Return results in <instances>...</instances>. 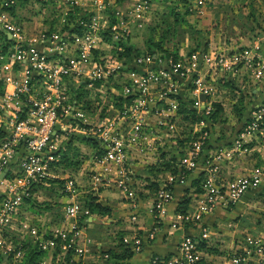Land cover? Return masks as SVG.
<instances>
[{"label": "built area", "instance_id": "2783aa9c", "mask_svg": "<svg viewBox=\"0 0 264 264\" xmlns=\"http://www.w3.org/2000/svg\"><path fill=\"white\" fill-rule=\"evenodd\" d=\"M13 1L0 0V31L9 34V40L0 39V85L5 81L13 84L9 92L0 89V122L2 111L7 113V126L0 137V175L5 170L0 177V264H23L25 249L22 244L25 240H29L37 251L45 252L49 264H75L78 261L83 264L85 256H90L95 264H110L107 254L101 252L99 241L92 240L86 234L85 223L93 213L84 206L81 196L96 184L107 180L102 170L110 166L113 171L110 180L130 200L134 211L129 221H135L137 211L132 201L134 190L131 187L133 171L130 160L134 159L132 152L144 147L150 148L153 140L172 139L177 134L184 145L178 171L167 174L157 186L149 208L155 220L163 219L171 200L170 185L182 182L185 171L199 169L202 180L198 201L184 214H173V221L193 223L195 233L178 237L175 254L165 260L153 257L149 264H196L199 258L197 239L205 238L207 232L202 216L217 206L234 204L243 191L264 181V165L247 175L225 180L221 179L217 165L220 158L232 159L236 155L251 153L254 144L262 143L264 146V103L256 104L249 111L245 124L230 145L210 154L209 158L208 155L205 156L204 162L198 167L196 160L204 141L208 139L206 123L202 120L190 122L184 135H181V131L175 135L174 128L167 121L157 122L162 128L158 125L145 128L150 112L155 110V114H160L162 111L157 102L177 88L171 77L188 76V81H193L194 65L188 67L178 60L162 59L154 52L140 53L134 58V62L144 73L138 78H133L136 73H130V81L121 90L124 102L114 116L105 115L103 118L92 119L86 113H73L67 103L63 76L83 78L88 86L97 81L99 89L100 86L103 88L106 79L117 68L107 63L110 57H94L92 50L96 49V17L89 18L84 31L71 35L65 62L58 65L47 61L45 55L28 42L22 30L9 17L8 11L3 7H10ZM189 1H192L193 7H198L203 0ZM151 3L153 0H136L131 4L133 14L146 11ZM113 37L117 42L122 36L120 32H116ZM260 38L264 44V33ZM39 39L49 42L58 40L56 36L47 37L44 33L39 35ZM205 60L207 62L209 58ZM210 62L209 66L216 72H233V68L237 70L239 66L247 71L251 80L264 79V51L259 46L215 54ZM154 64L157 68L151 67ZM32 74L44 84L43 93L34 90V86L31 87L29 81ZM194 88L196 90L192 93V106L195 109L200 107L201 112L207 115L211 106L201 101L200 97L209 96L212 94L211 90L202 87L196 80ZM155 89L158 90L152 95L151 91ZM100 93L106 94L105 91ZM101 101L104 102V99ZM68 117L71 119L65 121ZM57 130L65 135L76 133L95 139L97 146L88 164H97L100 170L89 172L85 180L83 178L87 171L82 172L80 178L68 174L60 178L63 182L58 191L66 200L59 212L62 219L53 226L49 221L39 220L37 216L26 212L23 197L28 195L31 187L46 185L49 179L59 178L55 174L58 170L51 164L50 154L54 149ZM65 225H69V230H65ZM154 230L155 227H151L148 238L153 237ZM121 242L129 247L131 253L138 252L141 248V239L135 236L123 235ZM246 243L256 254L264 251V245L256 240L249 238ZM238 249L241 251L230 252L217 264H245V257L241 252L249 254V250ZM43 257L38 259L37 264H44ZM116 264L129 263L122 261Z\"/></svg>", "mask_w": 264, "mask_h": 264}, {"label": "crops", "instance_id": "0c3cea01", "mask_svg": "<svg viewBox=\"0 0 264 264\" xmlns=\"http://www.w3.org/2000/svg\"><path fill=\"white\" fill-rule=\"evenodd\" d=\"M135 1L73 0L68 2L67 0H61L60 19L62 21L57 29L49 26L44 27V23H40L41 31L37 33L36 30L35 33L28 35V42L43 53L47 61L59 65L65 62V54L69 52L67 43L70 41L71 35L76 33V30L79 31L78 33L84 31L90 21L89 18L96 17L98 21L95 31L97 34L95 39L96 49L92 50L94 57H97L96 55L102 58L110 57L107 63L117 68L113 71L112 76L106 79L103 88L100 86L99 89L100 84L97 81H93L92 86H88L87 81L83 78L76 79L72 75L63 76L67 103L71 106L73 113H86L92 119L103 118L105 115L114 116L124 102L121 90L130 81V73H136L133 78H138L140 74L144 73L143 69L135 64L134 58L140 53L148 52L149 47H153L150 53L154 52L155 55L178 60L182 65H188V67L194 65L192 76H196L199 85L210 89L212 93L209 96H204L203 101L207 102L208 98L213 97L215 94L214 97L226 94L234 96L236 94L235 102L232 99L230 104L226 100H216L221 111L229 110V108L226 109L227 104L231 106L230 115L233 119L236 117L234 115L235 108L249 106L251 111L256 104L264 103V79L260 81L251 80L250 75L242 71L239 66L237 70L233 68V72H216L211 69L209 64L207 65V63H211L212 56L215 54L231 53L234 49H253L255 46L263 49L264 44L261 42L260 35L264 33V28L258 31L253 30L254 25L252 24L249 27L252 35L241 42L238 34H235L234 37L226 36L223 28L230 26L235 32L236 24L232 21L230 24L224 22L223 16L221 17L222 12L213 6L214 2L212 1L208 4H211L212 8H208V6L205 7V4L209 0H203L198 7L189 4V0H177V3L180 2L183 5L178 4L180 5L178 8L173 7L172 9V5L166 4L168 2L153 0V6L163 4L166 10H161V6L160 8L154 6L153 10L149 7L151 10L147 9L134 15L131 4ZM71 3L75 4L72 8L69 6ZM175 4L173 3V5ZM250 5L252 6L251 0L248 2V6ZM168 6L171 8L168 9ZM249 12L251 13L249 15L250 19V16H253L254 13H252V9ZM250 20L256 22V19L252 18ZM72 30L73 32H71ZM116 32H120L122 36L117 42L113 39ZM41 33H44L47 37L54 35L58 40L54 42L40 41L39 35ZM4 35L9 40V34L4 33ZM127 48L131 49L130 54H127ZM206 58H209V61L206 62ZM131 62L136 69L128 68ZM151 67L157 68L155 64ZM162 67H165L164 64H162ZM246 78L248 81H252L254 85L249 87L250 94L248 98L243 94L245 97L244 102L237 104L236 100L241 96L243 97V87L235 88L232 84L240 85L243 83L241 79L246 82ZM188 79H190L188 76L171 77V80L177 84V88L167 97L157 102L162 111L160 114H155V110L151 111V114L147 116L145 128L153 125L161 127L162 125L157 124V122L166 123L167 121L174 128L175 135L179 131H181V135L186 134L190 122L194 121L187 118V115L192 114V111L188 113L186 107L191 110L195 109L192 106V93L196 90L193 82H188ZM200 80L202 81L199 82ZM29 82L31 87L34 86V90L43 93L45 88L39 77L32 74ZM12 88L13 84L10 81L2 82L0 85L2 91L9 92ZM101 91H105L106 94L100 93ZM90 93L93 95L90 96ZM201 97L200 100L202 101ZM102 99H104V102L101 101ZM201 110L199 107L198 113ZM2 114L0 137L4 134L7 126V113L3 110ZM70 119L71 117H68L65 121ZM208 126L206 124V127ZM209 128L213 132L215 130L214 124H210ZM55 135L54 149L50 153L52 156L51 164L56 162L52 166L58 170L55 174L59 179L65 177L66 174L80 178V174L85 172L87 164L83 166L79 164L76 167L64 166L58 164L59 158L62 154L73 152L71 154L75 153L73 158L77 160L76 157L80 151L74 150L75 147L72 145L77 142L81 146V150L82 148L86 149L89 160L96 147L94 141H97L76 133L65 135L59 130L56 131ZM179 140L181 139H179L178 134L172 139L153 140L150 148L144 147L140 151L134 150L132 152L134 157L130 160L133 171L131 187L134 190V200L132 201L135 203L137 211L136 219L133 222L129 221V217L134 211V208L130 206V200L110 180L113 172L112 167L108 166L106 170H102L105 175L104 178H107V180H103L101 184H96L88 192L95 194L96 201L107 206L110 211L109 214L103 215L92 212V216L87 218L85 225H87L86 234L92 240L99 241L103 250L115 246L118 232H121L124 236H135L140 238L143 243L140 250L132 252L127 261L129 264H149L151 258L157 257L155 255L175 254L178 237L194 233L195 225L193 223L173 221L172 213L181 197L189 198L187 209H191L198 201L199 193H194L191 187L185 190V188L181 189L182 186L180 185L174 186L171 190V201L166 207V215L163 219L155 220L149 208L153 193L145 188L146 178L154 180L160 185L167 174H173L171 170H177L179 160L183 157L182 151L184 148L183 142ZM253 147L251 153L236 155L232 159L220 158L217 165L221 179H232L239 175H247L255 168L264 165L263 144L257 143ZM222 148L224 147L218 146L209 149L206 156L208 155L209 158L210 154ZM167 165L168 167H166ZM88 168V173L100 170L97 164H88ZM199 172V169L195 170V173L198 174ZM50 186L47 183L46 185L34 187L25 196L26 198H23L25 199V206L28 208L26 212L37 216L39 220L45 219L51 225L56 226L62 219L59 212L66 199L58 191L59 183L56 187ZM229 205L217 206L202 216L203 225L207 230L206 237L202 240L207 247H214L218 252L198 249L199 257H203L205 262L209 264H217L230 252L241 251L238 248H244L249 250V254L241 252L245 257V264H264V251L261 254H256L246 243L247 239L250 238L264 245V181L243 191L240 199L231 206ZM151 227H155V230L153 237L148 238ZM68 228L69 225H65V230ZM55 240L57 241V239ZM23 242L33 246L29 240ZM39 253L38 259L44 256V264H49V258L44 255L45 252ZM252 254L257 256L255 260H253ZM93 262L90 256H85L82 260L83 264Z\"/></svg>", "mask_w": 264, "mask_h": 264}, {"label": "rangeland", "instance_id": "374dc122", "mask_svg": "<svg viewBox=\"0 0 264 264\" xmlns=\"http://www.w3.org/2000/svg\"><path fill=\"white\" fill-rule=\"evenodd\" d=\"M68 2H72L73 0H67ZM162 2H168L166 4H170L172 5V9L173 7H179L181 5L180 2H176L177 0H160ZM214 2L213 6L217 7V9L219 11H221V17L222 19H224L226 23L230 24V22H235L236 24V30L235 32L232 30V28L230 26H227L223 28L224 33L226 34V36H231L234 37L235 34L238 36H240V40L242 42V40H247L249 38L250 35H252V31H250L249 27L253 24V30L256 29L261 30V28H264V0H251L252 2V6L250 8V6H248V2L249 0H209L208 2H206L205 7L208 6V8H212V6L208 5L209 3ZM192 2V1H191ZM189 2V4H192ZM173 3H176L175 5H173ZM153 3H151L150 8L153 10L154 6L155 8H160L161 6V10H166L163 7V4L158 5H152ZM180 4V5H178ZM74 3H71V8L74 6ZM183 5V4H182ZM181 5V6H182ZM185 5V4H184ZM228 5V6H225ZM231 5V6H229ZM61 0H14L13 4L11 5V10L8 11V15L9 17L13 20L14 24L16 26H18L22 32L23 35L25 36L26 39H28V35L30 36L31 33H35L37 30V33H39L40 30V23H44L43 26H49L51 28H55L57 29V26L61 24L62 19H60V11H61ZM152 6V7H151ZM167 8V7H166ZM171 8L170 6H168V9ZM149 9V8H148ZM149 9V10H151ZM252 9V13L253 16H250V19H256L255 21H251L249 19V15L251 14L249 12V10ZM44 21V22H43ZM255 30V31H256ZM261 32V31H260ZM55 34L57 32H54ZM234 33V35H233ZM246 49V48H244ZM238 50V49H237ZM264 51V48L262 49ZM99 56V55H96ZM208 65V63H207ZM245 68V67H244ZM242 71H245L244 69H242ZM197 79L196 76H194L193 81L190 82H195V80ZM247 79V78H246ZM202 80H200L199 82H201ZM241 81H243V83H241L240 85L233 83L232 86H235V88H239L240 86L243 87L242 90V95L245 94V96L248 98L249 94H250V90L249 87H252V85H254V83L252 84V81H248V79L246 80V82L241 79ZM189 82V81H188ZM226 83V82H225ZM237 83V82H236ZM241 89V88H240ZM158 89H155L153 91H151L152 95H155ZM93 94L90 93V96H92ZM216 95V94H215ZM215 95H213V97L208 98L207 103L210 104L211 109L213 108V104H217L218 102H216V100L220 99V100H226L227 103L230 104V100L233 99V101L235 102V98H236V94H234V96H232L231 94H226L223 96H219V97H214ZM214 100V101H213ZM245 97L243 95V97H239L236 100V103L239 104V102L242 103V101L244 102ZM227 111H220L219 114L217 115L215 121L213 122L214 124V135L215 136H221V137H229L230 133L232 132V128L237 124L238 122V118L235 117V119H233L230 115V108L231 106H229L227 104L226 109H228ZM233 108V107H232ZM199 109V108H196ZM194 116V115H193ZM195 119V118H194ZM192 119V120H194ZM177 138V137H176ZM178 139V138H177ZM73 147H75L74 150L80 151L79 154L77 155V159L80 161V166L82 165H86L85 166V171H87L88 168V153L86 151V149L81 150V146L79 145V143H75L72 144ZM80 146V148H79ZM77 147V148H76ZM73 152H70V154H67L68 157L70 158V160L74 161L75 158H73L74 154H71ZM53 165V164H52ZM84 173V172H83ZM69 175V174H68ZM89 173L86 172V174L84 175V180L86 178H88ZM59 179V178H58ZM51 186L50 187H56L58 182H48ZM259 204V203H258ZM260 206V204H259ZM28 210V208L26 207V211ZM218 239V238H217ZM228 244V243H227ZM253 256V254H252ZM1 257V256H0ZM257 256H253L252 258H254L253 260L256 259ZM1 260V258H0ZM258 263L259 260L257 259Z\"/></svg>", "mask_w": 264, "mask_h": 264}, {"label": "trees", "instance_id": "16d2710c", "mask_svg": "<svg viewBox=\"0 0 264 264\" xmlns=\"http://www.w3.org/2000/svg\"><path fill=\"white\" fill-rule=\"evenodd\" d=\"M5 10L10 11L11 10V6L10 7H3ZM74 30V29H73ZM73 30L71 32H73ZM78 30H76V33L78 34ZM3 38L4 40H7L6 36L4 35V33H2L0 31V39ZM156 46V45H155ZM158 48V47H157ZM149 51L151 52V50L153 49V47H149L148 48ZM127 54L131 53V49L127 48ZM166 57V56H165ZM162 56V58L167 59ZM135 66L131 63H129L128 68L130 69H136L134 68ZM251 107L246 106L245 108L243 106H240V108H235L234 110V115L238 118V122L237 124L232 128V132L230 133L229 137H221V136H215L214 133L211 131V128H209L210 124H212L217 115L219 114V112L221 111L220 107L217 104H213V108L212 110L207 114L204 115L202 112L198 113V110H191L188 107H186V111H192V114L187 115V118H190L191 120H197L200 119L202 120L204 123H206L207 125H209L208 127L205 128L206 131H208V139H206L201 147V151L199 153L198 159L196 160V164L199 167L205 160V156L206 153L209 149L212 148H216L218 146L221 147H226L228 145H230V143L233 141V139L235 138L236 134L240 131V129L243 127V125L245 124V121L248 118V114H249V109ZM194 115V116H193ZM0 135H1V131H0ZM3 136V135H2ZM1 136V137H2ZM94 141V140H93ZM182 141L183 140H179ZM94 146H97V142L94 141ZM80 163V161L77 160H70V158L68 157L67 154H62L59 158L58 164H62L64 166H71V167H76L78 166ZM53 164H56V162H53ZM168 167V165L166 166ZM173 174H175L178 170H171ZM201 180H202V173L199 172L198 174L195 173V170H188L185 171V174L183 176L182 182L179 183H174L170 185V192L172 194V191L174 186L180 185L182 186L181 189L187 190L188 187L193 188V192L194 193H200L201 192ZM58 182L59 184H61L63 181L62 179H58V178H52L49 179L47 182ZM146 185L145 188H147L150 192H154L157 188V183L154 180H150L148 178H146ZM41 185V184H40ZM37 185V186H40ZM35 186V187H37ZM34 187H31L30 191L33 189ZM26 198V197H25ZM83 198V203L84 206L87 207L91 212H96L99 214H109L110 209L107 206L101 205L96 201V195L92 194V192H88V193H84L82 195ZM171 201V200H170ZM23 202H25V199L23 198ZM189 202V198L187 197H181V199L178 201L174 211L172 214H176V213H180V214H184L187 210V204ZM229 205V204H228ZM232 204H230L229 206H231ZM195 233V230H194ZM194 233H190L188 235H194ZM123 234L121 232H118L116 234V244L113 248H108L105 250H101L102 253H106L108 256V262H111L110 264H116L117 262H122V261H126L127 263H129L127 260L129 258V256L131 255V251L129 249V247L126 244H123L121 242V236ZM143 243V241L141 240V244ZM22 248L25 249V254H24V261L23 264H37L38 261V255L40 254L39 251H37L35 249V247L28 245L26 243L22 244ZM197 248L199 250L204 249L206 251H212L217 253L218 250L215 249L214 247H207V245L204 243V241L202 239H197ZM170 255V253L165 254V255H155L157 256L158 259H162L165 260L167 259ZM2 260V257H0ZM75 264H81L80 261H78ZM91 264H95V263H91ZM196 264H209L207 262H205V259L203 257H199L198 261Z\"/></svg>", "mask_w": 264, "mask_h": 264}, {"label": "water", "instance_id": "95a60500", "mask_svg": "<svg viewBox=\"0 0 264 264\" xmlns=\"http://www.w3.org/2000/svg\"><path fill=\"white\" fill-rule=\"evenodd\" d=\"M201 99H202V101H203L204 97H201ZM4 173H5V170L2 171L0 177H2V176L4 175ZM1 264H4V263L2 262Z\"/></svg>", "mask_w": 264, "mask_h": 264}]
</instances>
